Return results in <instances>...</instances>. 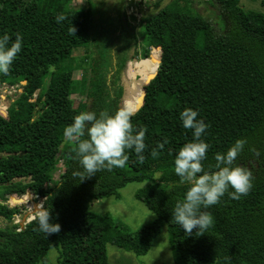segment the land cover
Segmentation results:
<instances>
[{
    "label": "trees",
    "instance_id": "16d2710c",
    "mask_svg": "<svg viewBox=\"0 0 264 264\" xmlns=\"http://www.w3.org/2000/svg\"><path fill=\"white\" fill-rule=\"evenodd\" d=\"M210 1L218 8L221 32L198 10L197 0H171L142 24L141 40L127 22L121 27L129 38L114 69L118 51L95 30L92 0L79 8L73 0H0V34L23 38L9 72L0 74V88L21 90L0 113V217L11 224L0 228V264H41L51 249L59 250L60 264H113L109 243L145 255L165 225L176 264H264V13L244 9L241 0ZM58 14L65 17L60 23L54 19ZM86 42L97 55L76 61L74 50ZM133 48L134 58L144 60L132 77L128 70L124 94L118 79ZM76 68L83 71L80 93L87 99L82 111L112 112L122 99L135 110L133 126L146 130L142 164L129 150L122 168L102 169L83 180L73 176L82 169L63 129L80 113L72 98ZM185 107L197 110L208 125L202 137L210 146L205 167L215 163L216 152L243 138L236 163L253 176L246 196L234 200L226 193L203 209L213 223L201 235L195 229L187 235L171 219L187 188L173 164L176 151L191 138L179 119ZM61 161L64 172L48 190ZM132 182L148 183L136 198L156 215L152 223L133 232L90 210L94 202L119 197ZM34 191L46 198L43 208L59 223L58 233L39 232L35 219L23 228L13 223L23 211L11 198Z\"/></svg>",
    "mask_w": 264,
    "mask_h": 264
},
{
    "label": "clouds",
    "instance_id": "9594fccd",
    "mask_svg": "<svg viewBox=\"0 0 264 264\" xmlns=\"http://www.w3.org/2000/svg\"><path fill=\"white\" fill-rule=\"evenodd\" d=\"M54 19L60 23L65 17L58 14ZM22 43L20 34L14 39L7 32L0 34V74L9 72ZM134 114V109L124 105L112 112L86 110L73 116L72 122L63 129V137L75 144V155L82 169L73 172V176L83 180L102 169L122 168L129 160V150L136 154L137 163H143L146 130L133 126ZM179 119L183 128L191 130V138L174 155V173L179 183L186 184L187 188L183 198L176 201L171 219L187 235L194 229L201 235L213 223L212 215L203 209L217 204L226 193L234 200L246 196L253 186V176L247 168L236 163L245 139L237 138L225 152H216L215 163L205 167L203 161L207 159L210 146L202 137L206 134L207 123L191 107L180 111ZM164 143L157 147L163 149ZM35 220L38 231L46 236L60 231L59 223L51 220L50 209H37Z\"/></svg>",
    "mask_w": 264,
    "mask_h": 264
},
{
    "label": "rangeland",
    "instance_id": "374dc122",
    "mask_svg": "<svg viewBox=\"0 0 264 264\" xmlns=\"http://www.w3.org/2000/svg\"><path fill=\"white\" fill-rule=\"evenodd\" d=\"M87 1L88 0H73V6L75 8L86 6ZM170 1L171 0H92L94 5L93 11L95 12V30L101 33L104 32L105 36L110 41V46L117 48L118 51L116 53V59H113L112 62L114 69H117V66L120 65V62L122 61L120 49L123 47V40L127 42V38H129L127 34L121 32V27L125 26L127 22V27L131 33H135L138 36V39L141 40L140 31L142 24H145L151 15L155 14ZM263 1L264 0H241L240 4L246 10H254L264 13V6L262 5ZM157 4H159V7H157ZM196 7L205 16H211L212 22L217 27L218 32L223 30L222 25L220 26L219 24L220 20L217 18L218 16L216 17V14L219 13L218 8L213 5L210 0H197ZM86 37L89 38V35L86 34ZM156 48L157 47L153 48L149 58L152 57V53ZM91 53H93V56L97 55L95 54L96 51L94 47L89 46V43L86 42L76 47L73 56L76 61H79L82 57ZM118 53L119 58H117ZM111 55L114 56L113 51L111 52ZM134 55L135 48L131 50L126 68L121 72L118 79V86L122 88L124 94L125 82L128 92V70L130 69V76L132 77L134 70L132 64L135 62L140 64L139 61L144 60L134 58ZM82 75L83 71L81 68H76L73 72L76 92L72 98L75 102V106L79 109V112H82V105L87 100L85 97L86 95L80 93ZM20 91L21 90H17L15 87H4L0 91V113L7 112L11 103L18 97ZM38 94H40V92L37 93L36 97ZM126 98L131 104L135 102L128 97V93H126ZM2 109L5 110L2 111ZM64 168L65 165L61 161L58 168L53 173L54 182L48 186V190L59 181L64 172ZM147 184V182L129 183L125 188L120 190L119 197H109L101 201L102 203H100V201L94 202L91 204L90 210L100 215H108L112 217L116 223L127 227L130 231H137L156 219V215L144 203L136 198L137 192ZM34 193L35 191L32 192V197L28 196V194L23 197L17 195V198H25V201L17 204H15L16 202L14 201H10V204L18 205L24 214H28V218H31V214L35 217L36 213L29 208L33 205L31 199L39 200L40 198ZM7 225L11 224H9L4 218L0 217V228L6 227ZM107 251L109 259L113 264H176L171 250L170 238L166 225L163 227L162 232L154 239L152 247L145 255H137L133 252L121 249L112 243L107 245ZM58 258L59 250L51 249L48 252L46 261L41 264H60Z\"/></svg>",
    "mask_w": 264,
    "mask_h": 264
},
{
    "label": "water",
    "instance_id": "95a60500",
    "mask_svg": "<svg viewBox=\"0 0 264 264\" xmlns=\"http://www.w3.org/2000/svg\"><path fill=\"white\" fill-rule=\"evenodd\" d=\"M161 56H162V52H161ZM160 62H161V58H160ZM121 106H123V99H122V102H121ZM28 196H31V197H32V194H31L30 192H28ZM45 199H46V198H45ZM11 200L14 201V202H16L15 204H17V203H23V202L25 201V198H17L16 196H13V197L11 198ZM31 201H32V203H33L35 206L38 205V201H37V200L31 199ZM100 203H102V202L100 201ZM42 208H43V207H42ZM27 219H28V214H25L24 222L21 224L22 227H25V225H26L27 223H29L30 221H32V220L35 219V218H33V219L30 220V221H27Z\"/></svg>",
    "mask_w": 264,
    "mask_h": 264
},
{
    "label": "built area",
    "instance_id": "2783aa9c",
    "mask_svg": "<svg viewBox=\"0 0 264 264\" xmlns=\"http://www.w3.org/2000/svg\"><path fill=\"white\" fill-rule=\"evenodd\" d=\"M3 88H0V91L2 90ZM40 199L39 200H37L38 201V205L37 206H35L34 204L33 205H31V207H29L31 210H33L35 213H36V211H37V209H39V208H41V207H43V205H44V201H45V198L44 197H39ZM22 213V212H21ZM20 213V214H21ZM15 224H19L20 225V227L21 228H23L22 226H21V224H22V220L20 219V216L19 215H16L15 216ZM33 218H35V217H33ZM33 218H28L27 219V221H30V220H32ZM21 228H19L18 230H21Z\"/></svg>",
    "mask_w": 264,
    "mask_h": 264
},
{
    "label": "bare ground",
    "instance_id": "6f19581e",
    "mask_svg": "<svg viewBox=\"0 0 264 264\" xmlns=\"http://www.w3.org/2000/svg\"><path fill=\"white\" fill-rule=\"evenodd\" d=\"M138 70V64L135 62L134 63V71L136 72ZM150 75V72L148 73V75H147V77H146V79L148 78V76ZM146 79H145V81H146ZM144 84H145V82H144ZM143 89V88H142ZM142 92V91H141ZM141 94V93H140ZM136 101V100H135ZM135 103V102H134ZM133 103V104H134Z\"/></svg>",
    "mask_w": 264,
    "mask_h": 264
},
{
    "label": "crops",
    "instance_id": "0c3cea01",
    "mask_svg": "<svg viewBox=\"0 0 264 264\" xmlns=\"http://www.w3.org/2000/svg\"><path fill=\"white\" fill-rule=\"evenodd\" d=\"M12 201V200H11ZM20 216V219L22 220V223L24 222V219H25V214L24 212H22L21 214H19ZM16 219V218H15ZM15 219H14V222H15Z\"/></svg>",
    "mask_w": 264,
    "mask_h": 264
}]
</instances>
